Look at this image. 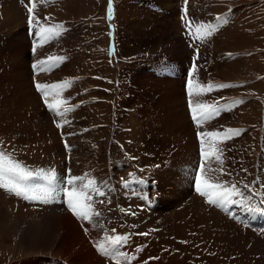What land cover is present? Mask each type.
<instances>
[{
    "label": "rangeland",
    "instance_id": "374dc122",
    "mask_svg": "<svg viewBox=\"0 0 264 264\" xmlns=\"http://www.w3.org/2000/svg\"><path fill=\"white\" fill-rule=\"evenodd\" d=\"M33 3L28 48L30 0H0V153L55 172L56 191L42 203L0 188V264L56 262L63 215L100 256L121 254L102 264H264V228L236 219L264 215L249 210H264V0ZM42 28H52L47 38ZM188 62L182 88L177 69ZM72 177L78 190L93 181L98 216L69 209L61 189ZM198 177L243 198L225 212L199 194ZM116 236L129 245L114 251Z\"/></svg>",
    "mask_w": 264,
    "mask_h": 264
},
{
    "label": "snow or ice",
    "instance_id": "6c2138e0",
    "mask_svg": "<svg viewBox=\"0 0 264 264\" xmlns=\"http://www.w3.org/2000/svg\"><path fill=\"white\" fill-rule=\"evenodd\" d=\"M31 7H28V12L30 14L29 22L30 24L33 22L34 18L32 17L33 9L35 4L33 0H30ZM219 19V18H218ZM52 28H42L41 29V38H47L45 34L51 33ZM38 91L42 93V95H47L48 93L44 90L48 88L47 85H42L37 83L35 85ZM56 87V86H51ZM209 88L212 85H208ZM220 87H226V85H221ZM47 103V101H46ZM50 110L54 109L52 104L47 105ZM195 112V109H193ZM57 115H65L66 113H56ZM195 119V116H194ZM57 127H61V125H57ZM232 135H238L239 133L233 130H229ZM202 136L207 137H214L219 135L215 132H206L200 134ZM227 135V133L225 134ZM203 144V141H202ZM208 155L202 149V156ZM217 160H220V157H216ZM222 163V161H221ZM200 172H204V166L201 164L200 168L198 169ZM6 174H10L9 179H5ZM37 178L41 181L47 183L48 187H44L41 185H36L33 187H25L22 182H26L31 180L32 178ZM56 174L55 172L45 173L43 170L33 172L30 170L25 169L18 163L12 162L10 158L6 157L5 154L0 153V188H3L6 191L13 192L17 196H21L25 199L30 200H39L42 203H48L49 200L53 198V193L56 191L55 189V182H56ZM77 181H81L80 177H72L66 181V185L72 186L70 189L65 187L61 189V191H65L68 199V207L71 209L74 215L81 219H90L91 215L98 216L99 213H91V202L93 200V195L88 194L86 190L89 188L90 185L93 184V181L89 180L87 184L81 183L79 190L77 189ZM248 185H245V188H248ZM196 190L199 192L201 196L207 197V202L217 207L222 208L223 210L227 211L226 205L232 203H238L232 199L234 196H240L243 198V192H241L236 185H232L231 188H224L223 185L212 183L207 178H200L198 177L196 180ZM91 193L95 195H103L100 192L98 187L91 188ZM250 198V197H249ZM103 203V201H101ZM262 203H264V198H262ZM250 211L257 212L264 214V210L259 208H249ZM126 237L116 236L114 238H110L109 242L112 245H117L121 242H126ZM105 255H109L106 249H102ZM121 254L117 252L113 258L118 259Z\"/></svg>",
    "mask_w": 264,
    "mask_h": 264
},
{
    "label": "bare ground",
    "instance_id": "6f19581e",
    "mask_svg": "<svg viewBox=\"0 0 264 264\" xmlns=\"http://www.w3.org/2000/svg\"><path fill=\"white\" fill-rule=\"evenodd\" d=\"M176 15L178 17V13ZM25 20H26V16L24 17V26L20 29L24 30L25 38H26V41L28 44V48H30L29 40H28V37L26 34L27 32H26V27H25ZM44 59H46L47 62L52 64V58L45 57ZM30 64H32V62L29 63V66H30ZM37 65H38V63L35 64V67ZM40 68H42V66L37 67V70L35 71V73H37ZM183 68L182 69L178 68L177 69V75H176V77H179V75L181 74V76L183 77L181 80L182 88L184 87L183 86L184 77L186 74L185 72H187V70L189 68V62ZM29 71L31 72L30 68H29ZM39 73H40V71H39ZM36 75H35V78H36ZM31 77L33 78L32 72H31ZM172 79H174V77H172ZM36 82L38 83L37 79H36ZM257 87H259V86H256V88ZM260 89H261V87H260ZM20 90H22V88H20ZM19 93H20V91H19ZM3 94H5V93H3ZM20 95H21V93L19 94V96ZM45 97L48 98L47 96H45ZM256 114H257V112L254 111V114L249 113L248 115H250L249 117H252V116H255ZM99 155H101V154H99ZM97 156H98V154H97ZM99 158H100V156H99ZM75 167H76V165H75ZM112 189H113V186H112ZM113 192H114V196H115L114 199L117 200L118 191H113ZM238 216L239 215H237L236 219H238L239 223L242 224L244 227L255 230L256 232H262V230H260V227L264 228V215H261L259 217L260 220L255 219V216H256L255 213H249L248 212L244 216H242L243 218L238 217ZM56 223L60 227V232L62 234V238H61L62 242L59 245L62 250L59 252V256H58L59 259L56 262H53V264H67V263H69V264H102V263H104L100 259V258H102L103 255L100 256L98 254L97 249H96L97 252H95V250L90 247V245L88 244V240H86L84 238V236L82 235V233H81L80 229L78 228V226L76 225V223L69 216L63 215L61 217H58V219H56ZM129 243L130 242H128V245H129ZM94 245H95V247H96V245L98 246L97 248L100 249L101 254H102V249L107 250V248H103L105 245L104 243L102 244V246L99 243H94ZM128 245H126L125 242H121L120 245H117L116 248H114V251H119V250L123 249L124 246L126 248ZM37 252H39V251H37ZM37 252H35V253H37ZM114 256H103V257L114 259L113 258ZM75 257H77L78 260H74ZM26 264H30V263H26ZM34 264H39V263L34 262Z\"/></svg>",
    "mask_w": 264,
    "mask_h": 264
}]
</instances>
